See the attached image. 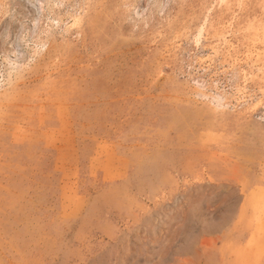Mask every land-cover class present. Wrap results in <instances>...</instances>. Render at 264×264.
Here are the masks:
<instances>
[{
	"label": "rangeland",
	"instance_id": "rangeland-1",
	"mask_svg": "<svg viewBox=\"0 0 264 264\" xmlns=\"http://www.w3.org/2000/svg\"><path fill=\"white\" fill-rule=\"evenodd\" d=\"M0 264H264V0H0Z\"/></svg>",
	"mask_w": 264,
	"mask_h": 264
}]
</instances>
